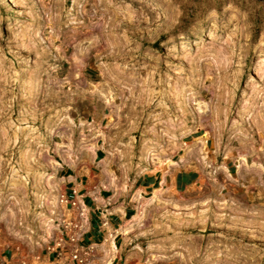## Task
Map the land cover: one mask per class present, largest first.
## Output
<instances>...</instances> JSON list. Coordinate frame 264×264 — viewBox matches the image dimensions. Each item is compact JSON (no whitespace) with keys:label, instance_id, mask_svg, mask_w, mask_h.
<instances>
[{"label":"rangeland","instance_id":"1","mask_svg":"<svg viewBox=\"0 0 264 264\" xmlns=\"http://www.w3.org/2000/svg\"><path fill=\"white\" fill-rule=\"evenodd\" d=\"M261 57L264 0H0L2 244L52 238L48 180L56 221L65 180L81 195L110 171L134 191L170 161L198 177L184 195L201 210L170 231L189 264H264Z\"/></svg>","mask_w":264,"mask_h":264},{"label":"crops","instance_id":"2","mask_svg":"<svg viewBox=\"0 0 264 264\" xmlns=\"http://www.w3.org/2000/svg\"><path fill=\"white\" fill-rule=\"evenodd\" d=\"M197 180L194 172L186 170L166 175L165 181L157 173L149 172L135 179L134 191L114 192L112 186L92 192L86 190L81 195L83 189L76 191L78 179L76 182L65 180L64 195L84 210L79 244L94 248L84 264H189L186 246L170 231L177 217L201 210L200 206L191 208V198L184 195ZM46 210L49 214L46 217L50 219L42 218L45 222L41 219L40 224L50 229L46 234L53 233L52 238L41 244L19 240L21 248L0 241V264H34L36 260L37 264H81L71 259L66 243L64 249L55 247L63 218L74 217L75 210L67 207L69 214L62 213L56 221L53 218L57 211L50 214L48 207Z\"/></svg>","mask_w":264,"mask_h":264},{"label":"built area","instance_id":"3","mask_svg":"<svg viewBox=\"0 0 264 264\" xmlns=\"http://www.w3.org/2000/svg\"><path fill=\"white\" fill-rule=\"evenodd\" d=\"M61 198L65 199L68 207L75 210V215L74 217L63 218L62 229L56 238L55 247L56 249H64L66 245H69L71 259L84 264L94 251V248L91 246L83 247L79 244V238L83 230L81 220L84 210L76 201L69 200L65 195H62ZM64 243H66V245ZM58 255L59 257L62 256V251H60Z\"/></svg>","mask_w":264,"mask_h":264},{"label":"bare ground","instance_id":"4","mask_svg":"<svg viewBox=\"0 0 264 264\" xmlns=\"http://www.w3.org/2000/svg\"><path fill=\"white\" fill-rule=\"evenodd\" d=\"M262 58V57H261ZM84 58L83 57H79V56H77L76 57V59L75 60H80L78 63H76V65H75V68H82V65H83V62H82V60H83ZM264 59L262 58V59H259V62H262ZM95 148H96V146H95V144L94 145H91V151L92 152H94L95 151ZM236 158V157H235ZM145 159L151 164H154V163H156V155H155V153H152V152H149V153H147L146 154V156H145ZM237 163H238V168H239V176H240V178H245L246 177V174H247V172H248V168H246V166H245V162H243V161H241L238 157H237ZM105 163V162H104ZM106 164V163H105ZM108 165V164H107ZM172 165H173V163L171 164V162L170 161H166V162H164L163 164H162V168L164 169L163 170V172H164V181H165V176H166V173L168 172L167 170H166V168H170V167H172ZM53 166H57L56 164H54L53 163ZM108 167V166H107ZM107 167L104 165V168H105V171H107ZM168 174V173H167ZM115 179H116V177L114 178V175H112L111 173H110V171H107V182L105 183L106 185V187H112L113 185H115ZM50 181L48 180V185H49V189L51 190V197H50V199L47 201V204H48V208H49V212H50V214L53 212V211H55V209L57 208V207H60L58 204H59V196L57 195V193L60 191V187H61V185L59 184V183H57V182H50ZM124 190V189H123ZM116 191V190H115ZM56 212H54V214H55ZM51 217V216H50ZM47 218V217H46ZM45 218V219H46ZM45 219L43 220L44 222H45ZM47 219H50V218H47ZM42 221V222H43ZM51 221V220H50ZM41 222V221H40ZM42 222H41V224H42ZM47 222V221H46ZM52 222V221H51ZM50 222V223H51ZM49 223V224H50ZM45 224H47V223H45ZM44 225V224H43ZM42 225V226H43ZM50 226V225H49ZM48 226V227H49ZM46 227V226H45ZM44 227V228H45ZM52 227V226H51ZM50 228V227H49ZM48 229H46V231H47ZM48 231H50V229L48 230ZM47 231V232H48ZM46 233V232H45ZM50 233V232H49ZM50 236V235H49Z\"/></svg>","mask_w":264,"mask_h":264}]
</instances>
